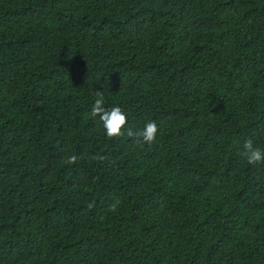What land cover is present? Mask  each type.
<instances>
[{
	"label": "trees",
	"instance_id": "1",
	"mask_svg": "<svg viewBox=\"0 0 264 264\" xmlns=\"http://www.w3.org/2000/svg\"><path fill=\"white\" fill-rule=\"evenodd\" d=\"M97 92L155 142L107 138ZM249 138L264 0H0V264H264Z\"/></svg>",
	"mask_w": 264,
	"mask_h": 264
},
{
	"label": "clouds",
	"instance_id": "2",
	"mask_svg": "<svg viewBox=\"0 0 264 264\" xmlns=\"http://www.w3.org/2000/svg\"><path fill=\"white\" fill-rule=\"evenodd\" d=\"M97 99H95L90 115L92 118H98L102 123L103 129L107 138H119L125 134L134 140V143L139 147H143L144 144L151 145L155 142L158 133V124L155 120H150L144 124L142 128L131 129L127 128L128 118L126 113L119 106H113L111 108L105 107L104 96L101 92H97ZM241 155L246 159L249 165L255 166L264 163V150L258 147H254L253 140L251 138L246 139L243 143V151ZM94 159L96 157H93ZM79 157L77 155H71L67 159L68 164H75ZM103 159V157H101ZM119 201H116L110 206V211H116V207ZM94 202L88 204V208L91 209Z\"/></svg>",
	"mask_w": 264,
	"mask_h": 264
}]
</instances>
